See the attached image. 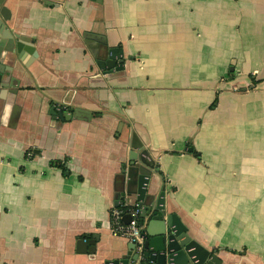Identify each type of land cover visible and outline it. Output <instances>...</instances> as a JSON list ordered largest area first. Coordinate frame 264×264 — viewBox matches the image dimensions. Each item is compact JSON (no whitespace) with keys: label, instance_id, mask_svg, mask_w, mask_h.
<instances>
[{"label":"crops","instance_id":"obj_1","mask_svg":"<svg viewBox=\"0 0 264 264\" xmlns=\"http://www.w3.org/2000/svg\"><path fill=\"white\" fill-rule=\"evenodd\" d=\"M0 19L32 50L1 57L17 91L0 100V264L119 255L132 134L190 238L220 264H264V0H2Z\"/></svg>","mask_w":264,"mask_h":264},{"label":"water","instance_id":"obj_2","mask_svg":"<svg viewBox=\"0 0 264 264\" xmlns=\"http://www.w3.org/2000/svg\"><path fill=\"white\" fill-rule=\"evenodd\" d=\"M1 2L2 0H0V4ZM87 38L93 39L97 43L101 42L102 49H97V52L93 54L101 68H106L109 71L122 69L119 48L108 47L104 44L103 39L93 36ZM24 40L23 36L12 33L7 27H1L0 24V100H12L11 96L17 91L16 83L10 75V67L1 61L3 51L18 54L26 49L32 52ZM82 112V109L66 104H52L49 107L50 115L61 121L71 118L85 119ZM131 147L137 151L130 153L128 165L122 170L125 180V189L122 191V195L124 192L134 194L135 200L141 208L139 222L143 226V250L140 255L135 249L134 242L128 240L119 255L105 259L104 264H220L214 253L189 237L175 213L165 212L164 187H160L156 195L149 192L150 179L155 174L157 167L148 151L142 147V143L136 140L134 134H132ZM122 220L125 223L129 222L130 215L124 214ZM93 244V238L78 239L76 250L92 252Z\"/></svg>","mask_w":264,"mask_h":264},{"label":"built area","instance_id":"obj_3","mask_svg":"<svg viewBox=\"0 0 264 264\" xmlns=\"http://www.w3.org/2000/svg\"><path fill=\"white\" fill-rule=\"evenodd\" d=\"M120 205V207L111 208V231L115 235L124 236L127 240L133 241L136 251L141 255L143 250V226L139 222L141 208L137 203L121 202ZM126 213L130 215L127 223L122 220V216Z\"/></svg>","mask_w":264,"mask_h":264},{"label":"trees","instance_id":"obj_4","mask_svg":"<svg viewBox=\"0 0 264 264\" xmlns=\"http://www.w3.org/2000/svg\"><path fill=\"white\" fill-rule=\"evenodd\" d=\"M120 206H121L120 204H117V205H116V207H120ZM110 219H111V217H110Z\"/></svg>","mask_w":264,"mask_h":264}]
</instances>
